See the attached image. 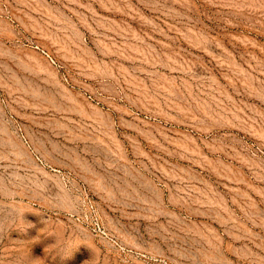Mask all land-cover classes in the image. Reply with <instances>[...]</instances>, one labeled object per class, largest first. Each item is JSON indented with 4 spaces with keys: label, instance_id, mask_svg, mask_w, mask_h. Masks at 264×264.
Wrapping results in <instances>:
<instances>
[{
    "label": "rangeland",
    "instance_id": "1",
    "mask_svg": "<svg viewBox=\"0 0 264 264\" xmlns=\"http://www.w3.org/2000/svg\"><path fill=\"white\" fill-rule=\"evenodd\" d=\"M0 264H264V0H0Z\"/></svg>",
    "mask_w": 264,
    "mask_h": 264
}]
</instances>
